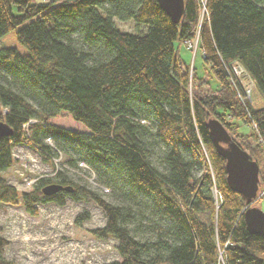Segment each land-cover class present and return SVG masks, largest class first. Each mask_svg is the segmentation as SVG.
<instances>
[{"label": "trees", "instance_id": "obj_1", "mask_svg": "<svg viewBox=\"0 0 264 264\" xmlns=\"http://www.w3.org/2000/svg\"><path fill=\"white\" fill-rule=\"evenodd\" d=\"M183 9L175 23L157 0H0V36L16 28L27 49L0 48V119L12 129L0 138V203L35 215L37 203L90 201L105 217L91 234L116 240L117 257L102 264H264V235L246 230L247 203L229 188L207 126L216 118L264 166V103L239 98L231 71L239 63L264 102V0H183ZM195 37L201 75L175 46ZM19 144L86 164L112 199L64 170L19 192L2 176ZM258 177L260 188V168ZM49 183L68 188L43 194ZM5 242L0 264H14Z\"/></svg>", "mask_w": 264, "mask_h": 264}, {"label": "rangeland", "instance_id": "obj_2", "mask_svg": "<svg viewBox=\"0 0 264 264\" xmlns=\"http://www.w3.org/2000/svg\"><path fill=\"white\" fill-rule=\"evenodd\" d=\"M114 23L121 30H143L130 20L114 18ZM15 31L16 28H13L0 36V48L13 47L19 53L26 54L27 49L18 41ZM175 46L186 62L190 63L188 72L194 66L195 72L201 75L205 64L197 44L192 40L187 44L176 41ZM232 71L242 91L249 94L245 97L250 103L254 107L263 105V97L246 71L243 72L239 65H235ZM211 84L215 86L213 82ZM238 125L239 131L243 133L250 128L241 122ZM48 154L51 156L47 155L45 159L27 145H15L12 148L14 161L2 172V176L22 192L30 190L38 178L50 177L56 170H64L74 180L100 193L105 199H112L110 188L96 183L95 174L89 166L79 162V166L71 168L64 162L65 156L60 151ZM258 167L264 172L263 165ZM258 194L252 204L264 210V184L260 186ZM35 208L37 213L32 215L20 203H0V237L6 240L1 254L14 264H102L117 257L114 238H96L90 232V229L100 227L105 221L101 209L90 201L67 198L62 205L49 201L37 203ZM84 211L88 217L75 223L78 214Z\"/></svg>", "mask_w": 264, "mask_h": 264}, {"label": "water", "instance_id": "obj_3", "mask_svg": "<svg viewBox=\"0 0 264 264\" xmlns=\"http://www.w3.org/2000/svg\"><path fill=\"white\" fill-rule=\"evenodd\" d=\"M158 5L173 22L179 21L183 13V0H157ZM208 134L213 147L225 159L224 168L230 189L239 192L246 201L247 207L243 211V221L248 232L264 235V210L252 203L258 197L259 167L241 146L229 136L226 128L216 118L207 121ZM10 125L0 119V138L10 136ZM57 183H49L42 188L43 194L53 193L59 189H66Z\"/></svg>", "mask_w": 264, "mask_h": 264}, {"label": "built area", "instance_id": "obj_4", "mask_svg": "<svg viewBox=\"0 0 264 264\" xmlns=\"http://www.w3.org/2000/svg\"><path fill=\"white\" fill-rule=\"evenodd\" d=\"M193 42H195V44H197V40H196V37L192 40ZM188 42H191V40H188V41H185V44H187ZM235 65H239L241 70L244 72V69L241 67V65L237 62H232V65H231V71L234 69ZM235 75V74H234ZM236 76V75H235ZM243 92V91H242ZM249 94H247L246 92H243V95L240 96L239 95V98H245V96H247Z\"/></svg>", "mask_w": 264, "mask_h": 264}]
</instances>
